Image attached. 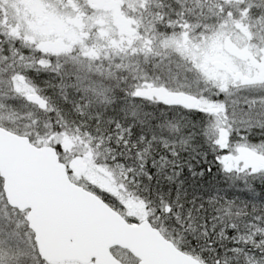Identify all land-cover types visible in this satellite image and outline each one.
Returning a JSON list of instances; mask_svg holds the SVG:
<instances>
[{
    "label": "snow or ice",
    "instance_id": "1",
    "mask_svg": "<svg viewBox=\"0 0 264 264\" xmlns=\"http://www.w3.org/2000/svg\"><path fill=\"white\" fill-rule=\"evenodd\" d=\"M0 264H264V0H0Z\"/></svg>",
    "mask_w": 264,
    "mask_h": 264
}]
</instances>
